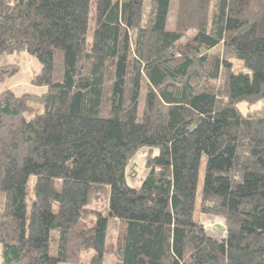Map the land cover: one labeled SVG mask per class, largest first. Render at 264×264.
<instances>
[{"label":"trees","instance_id":"obj_1","mask_svg":"<svg viewBox=\"0 0 264 264\" xmlns=\"http://www.w3.org/2000/svg\"><path fill=\"white\" fill-rule=\"evenodd\" d=\"M172 2L0 0L2 264H264V0Z\"/></svg>","mask_w":264,"mask_h":264},{"label":"rangeland","instance_id":"obj_2","mask_svg":"<svg viewBox=\"0 0 264 264\" xmlns=\"http://www.w3.org/2000/svg\"><path fill=\"white\" fill-rule=\"evenodd\" d=\"M172 9L169 15V29H172L175 21V12L177 0H173ZM147 7V2L145 3V8ZM9 64H16L20 68V72L15 76L7 79L4 82H0V92L6 89H12L16 94H22L28 91H37L36 88H33L30 85V80L38 73L39 66L36 60L26 54V53H13L7 56H0V67ZM234 73H242L250 75V72L242 65L239 61H234L233 64ZM264 106V99L259 101L257 104L253 106H249L245 103L239 104L238 108L242 113L251 112L253 109H259ZM145 162V151H139L134 160L135 169L138 171V175L143 177L146 174V170L144 168ZM132 166V167H134ZM204 166H205V157L201 160L200 172H199V180H198V188L202 187L203 178H204ZM137 185V184H136ZM1 191V188H0ZM3 199V194L0 193V204ZM200 223L203 229L206 232V235L210 237L211 241H219L224 236V231H220L217 229V226L224 228V220L214 216L200 215L199 216ZM54 234L52 236L51 241V250L50 254L55 256V241Z\"/></svg>","mask_w":264,"mask_h":264},{"label":"water","instance_id":"obj_3","mask_svg":"<svg viewBox=\"0 0 264 264\" xmlns=\"http://www.w3.org/2000/svg\"><path fill=\"white\" fill-rule=\"evenodd\" d=\"M217 229H219L220 231H224L225 229L223 227L217 226Z\"/></svg>","mask_w":264,"mask_h":264},{"label":"crops","instance_id":"obj_4","mask_svg":"<svg viewBox=\"0 0 264 264\" xmlns=\"http://www.w3.org/2000/svg\"><path fill=\"white\" fill-rule=\"evenodd\" d=\"M0 264H2L1 261H0Z\"/></svg>","mask_w":264,"mask_h":264}]
</instances>
